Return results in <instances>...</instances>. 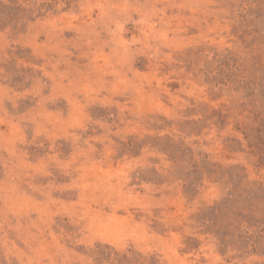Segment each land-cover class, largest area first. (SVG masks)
I'll return each instance as SVG.
<instances>
[{"label": "rangeland", "instance_id": "obj_1", "mask_svg": "<svg viewBox=\"0 0 264 264\" xmlns=\"http://www.w3.org/2000/svg\"><path fill=\"white\" fill-rule=\"evenodd\" d=\"M0 264H264V0H0Z\"/></svg>", "mask_w": 264, "mask_h": 264}]
</instances>
